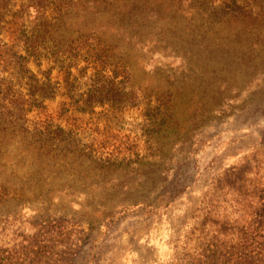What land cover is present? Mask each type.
<instances>
[{"label":"rangeland","instance_id":"obj_1","mask_svg":"<svg viewBox=\"0 0 264 264\" xmlns=\"http://www.w3.org/2000/svg\"><path fill=\"white\" fill-rule=\"evenodd\" d=\"M33 2L0 0V264H264V0H146L96 93L19 77Z\"/></svg>","mask_w":264,"mask_h":264},{"label":"trees","instance_id":"obj_2","mask_svg":"<svg viewBox=\"0 0 264 264\" xmlns=\"http://www.w3.org/2000/svg\"><path fill=\"white\" fill-rule=\"evenodd\" d=\"M145 2L146 0H36L30 8L35 14V26L28 33L21 32L25 55L12 53L18 65L19 77L38 82L36 74L29 68L31 59L38 67L42 65L43 59H52L55 65L58 64L63 69L67 81L82 78L97 88L93 89L95 93L101 90L103 81H108L112 86L114 81L106 74L112 65V40L127 39L128 31L136 24L133 15L138 8L143 13ZM51 5L54 6L55 14L47 16V9ZM71 6L77 8V15L74 17L68 13ZM77 22L80 24V33L75 38L69 29ZM3 46L9 51L14 48H9L6 43ZM80 60L86 63L85 67L78 68ZM91 68L93 72L89 74ZM52 69L53 67L45 72L47 81L50 80ZM73 69H77L80 75L75 76ZM109 90L113 88L110 87ZM34 91L30 90L31 94Z\"/></svg>","mask_w":264,"mask_h":264}]
</instances>
